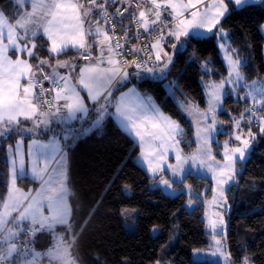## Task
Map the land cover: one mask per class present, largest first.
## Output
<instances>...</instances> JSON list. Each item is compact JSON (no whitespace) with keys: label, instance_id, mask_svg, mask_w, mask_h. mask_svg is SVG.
Wrapping results in <instances>:
<instances>
[{"label":"snow or ice","instance_id":"obj_1","mask_svg":"<svg viewBox=\"0 0 264 264\" xmlns=\"http://www.w3.org/2000/svg\"><path fill=\"white\" fill-rule=\"evenodd\" d=\"M13 5L14 13L0 9V141L21 138L6 149L10 179L7 196L0 197V264H40L43 253L32 247L29 234L64 227L66 219L71 223L68 151L72 141L99 130L106 118L139 141L146 171L166 188L180 189L192 170L210 173L215 187L208 203L220 209L207 219L212 255L224 256L228 264H252L247 256L232 259L216 237L226 224L223 213L231 211L225 193L238 183L236 165L246 163L257 136L264 140V81L247 83L241 71L248 66L247 58L228 42L222 21L232 12L264 7V0H13ZM260 30L264 32V25ZM142 37L147 42L132 43ZM213 37L227 75L218 82H201L207 108L201 110L184 97L175 81L169 85L177 107L196 126V150L186 155L180 145L187 133L135 82L167 79L183 52ZM41 41L48 45V59L39 54ZM70 50L76 59L51 63ZM209 64L202 62L204 76L215 75ZM241 91L246 105L250 101L248 115L234 119L233 130L224 133L217 112L224 110L226 96L241 98ZM177 92L183 101L176 98ZM219 134L230 138L220 145L215 140ZM25 136L32 137L27 145L31 178L41 184L35 194L16 186L29 175ZM41 136L47 142H41ZM213 143L223 151L214 152ZM170 153L175 163H169ZM164 173L170 179H164ZM188 207L197 206L190 202ZM205 254L194 250L193 264H203L199 258Z\"/></svg>","mask_w":264,"mask_h":264},{"label":"trees","instance_id":"obj_2","mask_svg":"<svg viewBox=\"0 0 264 264\" xmlns=\"http://www.w3.org/2000/svg\"><path fill=\"white\" fill-rule=\"evenodd\" d=\"M0 9L14 13L13 0H0ZM261 25H264V7L232 12L222 21L231 46L239 50L241 58L248 60V66L242 69L249 80L264 79V34L260 30ZM40 43L44 46L39 54L46 59L50 56L46 51L47 43ZM65 55L69 54L62 56ZM193 56L195 60L190 61L189 57ZM203 61H210L215 75H203ZM32 62L35 64V61ZM226 75L222 52L213 37L194 43L183 52L176 59L175 68L167 79L146 78L136 83L142 92L154 97L162 111L187 126V135L192 139L193 127L169 95L167 81L176 80L186 94L204 106L201 78L219 80L220 76ZM242 108V101L233 97L225 99L224 109L231 110L232 114L239 115ZM220 117L228 120L232 116L224 110L220 112ZM26 126L30 124L26 123ZM20 138L13 136L7 142L0 141V197H6L10 179L6 149ZM24 139L31 140L32 137L25 136ZM41 140L47 141L43 136ZM187 141L188 137L185 143ZM139 154L140 148L133 137L117 121L107 118L99 130H92L72 141L68 151L70 225L75 237L74 254L81 264H156L176 228L179 235L169 252L170 264H193L194 250L210 244L211 234L204 219L202 196H213L212 181L192 173L187 176L181 188L189 184L201 194L199 199L194 196L199 201L197 208L188 211L186 203L189 196L182 192L173 197L162 188L154 187V179L136 161ZM239 178V185L229 191L233 208L225 234L227 251L231 252L232 259L247 256L252 264H264V140L259 136ZM18 185L23 189L38 187L31 178L18 179ZM126 208L136 210V231L126 228L123 216ZM154 227L158 231H153Z\"/></svg>","mask_w":264,"mask_h":264},{"label":"rangeland","instance_id":"obj_3","mask_svg":"<svg viewBox=\"0 0 264 264\" xmlns=\"http://www.w3.org/2000/svg\"><path fill=\"white\" fill-rule=\"evenodd\" d=\"M225 32L228 33V31H226V30H225ZM263 34H264V32H263ZM228 42H229V38H228ZM222 56H223V53H222ZM174 59H176V58L174 57ZM224 63L226 65L225 61H224ZM209 67L212 68V66L210 64H209ZM241 71H242V74L245 76L246 81H247L248 84H252L253 81H257V80L264 81V79H261V78H254L252 80H249L247 75H246V73L243 71V69H241ZM149 78H151V77H149ZM151 79H153V78H151ZM156 80H160V79H156ZM209 80H215V79H213V78H205V77L201 78V82L203 81V82L207 83ZM172 81H175L178 84V82L176 80H172ZM172 81H167V83H166V87H167L168 93H169V85H170V82H172ZM216 81L218 82L219 80H216ZM201 85H202V83H201ZM257 86H259V85H257ZM179 87L181 88L180 85H179ZM202 90H203V87H202ZM183 92H184V97H187L188 100L198 104L201 110H205L207 108L205 95H204L205 105L202 106L199 103H197L192 97H190L188 94H186L185 91H183ZM203 93H204V91H203ZM244 94H245L244 91L240 92L239 96L241 98H238L235 94H232L231 96H226L225 97V99L229 98V97H233L235 100H240V101L243 102V108H242V110H241L239 115L232 114L231 110L224 109L227 112H229V114L232 117H230V119H228V120H223L220 117V112L221 111L218 110L217 118L220 121V124L218 125V128L222 129L224 133H230L233 130L234 119H239L241 114H244L245 117H247L248 114L245 111V109H246V106H250V101H249V104L246 105L245 101L242 99ZM169 95H170V93H169ZM184 97H181L179 92L176 93V98L180 99L181 101H183ZM166 115H168V114H166ZM182 115L184 116V118L187 121V123L189 125H191L193 127V130H194L193 131V138L190 139L189 136L187 135L188 141L185 144H181L180 145V147L184 150V153L186 155H189V154H191L192 152H194L196 150V143L194 142L195 141V127L196 126H195V123H194V121L192 120V118L190 116H188L186 113H182ZM172 119L176 120L180 124V126L184 129V131L187 133V129H188L187 126H185L182 122L178 121L177 119H174V118H172ZM25 123H29L30 124V122H25ZM253 131H257V129L254 127ZM229 138H230V136L228 134H219V135L215 136V140H218L220 145H222L224 143V141L228 140ZM256 140H257V138H256ZM135 142L139 146V141L135 140ZM139 148H140V146H139ZM217 150H219L220 152L223 151V149L220 148L219 145L213 143V151L216 152ZM250 154H251V151L248 153L247 160L250 157ZM169 156H170L169 163H175V160L173 158V154L170 153ZM217 159L220 160L221 156L217 155ZM136 161L142 167H144L146 169L147 166H146L145 162L142 159L141 148H140V154L136 158ZM68 166H69V158H68ZM243 167H244V165L242 166L241 164L237 163L236 172L238 173V175L236 176V181L238 183L233 184L232 187L230 188V190L234 186L239 185V183H240L239 175L243 171ZM68 169H69V167H68ZM148 174L151 176L150 173H148ZM192 174H194L196 176H202V177L210 179L212 181L213 188L215 187V182L211 179V174L208 173L207 171L198 170L197 169V170H192ZM163 178L164 179H170V175L168 173H164L163 174ZM184 180H183V182H184ZM153 186L162 188L166 194H168L170 196H173V197L177 196L178 194H180L182 192L186 193L189 196V199H188V201L186 203V208L188 209V211H193L194 209L197 208V207L196 208L188 207L190 202L195 204L196 206L199 205V201L196 200L194 198V196H197V195L200 196L201 194L196 193L194 188L191 185H189V184L183 185L182 188L173 191V190H170V189L166 188L165 186L161 185L159 183V177H157L156 179L153 180ZM173 188H176V186L173 185ZM181 189H183V191ZM230 190H227L225 195L227 196L228 202L231 205V211H232L233 206H232V203H231V200H230V196H229V191ZM70 193H71V188H70V185L68 183V201H69ZM212 198H213V196L211 198H206V197H204V195L202 196V202L205 203L204 219L206 220V225H207L208 217L212 216L213 218H215L214 217V213L217 212V211H220V209L218 207H214L213 205L208 203V201L212 200ZM69 207L71 208L70 201H69ZM230 212L225 211L223 213L225 221H226V224L223 226L222 234L218 235L216 237L217 239H221L223 241V248H224V250L226 252H228V251H227V245H226V240H225V234H226L227 228H228ZM135 213H136V210H133V209L126 208V209L123 210V216L126 219L125 225H126V228L128 229V231H132V232L136 231V221L134 220V217L136 215ZM70 219H71V217H70ZM133 221L135 223H133ZM64 227H66L67 229L59 230V229L55 228L49 234H43L42 233V234H37L34 237L31 236V234H29V238L34 241L32 247L36 251H39V252L43 253V258H42L40 264H81L80 261L77 259L76 255L74 254L73 245H74L75 237H74L73 231L71 230V225L68 222V219L65 220V226ZM207 231L211 234L210 244L207 247H205V248L196 249V250H202L204 253H206L205 255L201 256L199 259L201 261H212V262H217V263H221V264H228V262L225 260L224 256H221V255L213 256L212 255V252L215 251V248L211 247V245L213 244V234H212L211 230L208 229V228H207ZM217 231L219 232L221 230L218 229ZM47 232H49V231H47ZM178 235H179V231H178V228H176L175 230H173L171 238H170V241L164 247V249L162 250L160 259L157 261L156 264H170L169 260H168L169 252H171L173 250V248H174V246L176 244V241L178 239Z\"/></svg>","mask_w":264,"mask_h":264},{"label":"crops","instance_id":"obj_4","mask_svg":"<svg viewBox=\"0 0 264 264\" xmlns=\"http://www.w3.org/2000/svg\"><path fill=\"white\" fill-rule=\"evenodd\" d=\"M47 47H48V45H47ZM69 55H65V56H62V55H64V54H62V55H60V56H58V57H56L55 59H52L51 60V63L54 65L55 63H56V60L58 59V60H61V61H70V60H73V59H76L77 57H76V54H75V52H74V50H70L69 51V53H68ZM49 58V57H48ZM48 58H46V59H48ZM80 63H83V61H80ZM61 72H63L64 70L63 69H61L60 70ZM136 83V82H135ZM136 85H137V87H138V84L136 83ZM138 89H139V87H138ZM140 90V89H139ZM140 92L141 93H144V92H142L141 90H140ZM145 94H148V95H151V94H149V93H145ZM154 98V97H153ZM84 125H85V123H84ZM125 130V129H124ZM126 131V130H125ZM129 133V132H128ZM130 134V133H129ZM131 135V134H130ZM132 136V135H131ZM133 137V136H132ZM31 142V140H26V139H24V150H25V164H26V170L28 171V173H29V175H28V177L27 178H31V172H30V169H31V163H30V160H29V158H28V156H27V145L29 144ZM41 142H47V141H43V140H41ZM15 145V144H14ZM32 179V178H31ZM33 180V179H32ZM35 182H37V184H38V187H36V188H32V189H23V188H21L19 185H18V180H17V184H16V186L19 188V189H21V191L22 192H24V193H32V194H35L37 191H39L40 190V188H41V184H40V182L38 181V180H34ZM7 196V195H6ZM47 214V213H46ZM61 226H56V228L57 229H59V230H63V229H61L60 228ZM48 230H45V231H43V232H41V233H38V234H49L50 232H47ZM38 237V236H37Z\"/></svg>","mask_w":264,"mask_h":264},{"label":"built area","instance_id":"obj_5","mask_svg":"<svg viewBox=\"0 0 264 264\" xmlns=\"http://www.w3.org/2000/svg\"><path fill=\"white\" fill-rule=\"evenodd\" d=\"M125 23H127V22H125ZM122 35V34H121ZM149 40H150V38H148ZM144 42H147L143 37L142 38H140L139 40H136V39H134L133 41H132V43H135V44H137V45H139V44H141V43H144ZM185 143V142H184ZM183 143V144H184Z\"/></svg>","mask_w":264,"mask_h":264}]
</instances>
